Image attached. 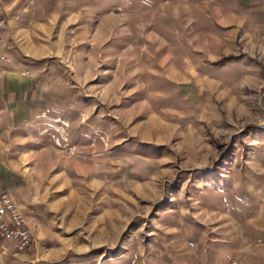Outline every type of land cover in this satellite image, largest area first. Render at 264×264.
<instances>
[{
	"label": "rangeland",
	"instance_id": "obj_1",
	"mask_svg": "<svg viewBox=\"0 0 264 264\" xmlns=\"http://www.w3.org/2000/svg\"><path fill=\"white\" fill-rule=\"evenodd\" d=\"M97 5L0 80L38 122L8 149L34 242L0 264H264V0Z\"/></svg>",
	"mask_w": 264,
	"mask_h": 264
},
{
	"label": "crops",
	"instance_id": "obj_2",
	"mask_svg": "<svg viewBox=\"0 0 264 264\" xmlns=\"http://www.w3.org/2000/svg\"><path fill=\"white\" fill-rule=\"evenodd\" d=\"M100 1L109 2V0H4L3 10L7 23L0 34L7 39L8 50L15 60L14 65H26L28 59L47 60L51 49H64L63 46L66 44L67 49L72 50L77 44L76 41L69 39L66 42L64 39H58L57 34L92 33L98 11L97 4ZM35 72L37 73L36 70ZM31 97V91H25L22 95L19 90L17 92L0 87V192L7 191L13 196L14 160L10 158L8 149L12 130L19 125L31 123L29 126H32V122L38 123L34 119L37 113L29 110L27 104L18 100ZM27 128L30 129L28 126Z\"/></svg>",
	"mask_w": 264,
	"mask_h": 264
},
{
	"label": "built area",
	"instance_id": "obj_3",
	"mask_svg": "<svg viewBox=\"0 0 264 264\" xmlns=\"http://www.w3.org/2000/svg\"><path fill=\"white\" fill-rule=\"evenodd\" d=\"M4 0H0V31L6 26L7 18L3 10ZM14 58L8 50L7 39L0 34V80L14 65ZM34 236L25 215L17 205L14 196L0 192V255L10 250L25 252L31 248Z\"/></svg>",
	"mask_w": 264,
	"mask_h": 264
},
{
	"label": "trees",
	"instance_id": "obj_4",
	"mask_svg": "<svg viewBox=\"0 0 264 264\" xmlns=\"http://www.w3.org/2000/svg\"><path fill=\"white\" fill-rule=\"evenodd\" d=\"M227 60H231L230 58H226V59H224L223 61H221V62H225V61H227Z\"/></svg>",
	"mask_w": 264,
	"mask_h": 264
}]
</instances>
